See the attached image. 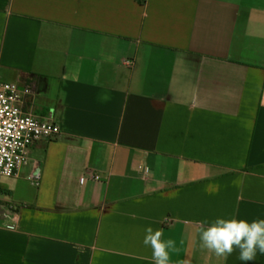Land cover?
I'll use <instances>...</instances> for the list:
<instances>
[{
	"label": "crops",
	"instance_id": "obj_1",
	"mask_svg": "<svg viewBox=\"0 0 264 264\" xmlns=\"http://www.w3.org/2000/svg\"><path fill=\"white\" fill-rule=\"evenodd\" d=\"M0 80L59 126L0 176V264H154L148 227L244 264L195 226L264 219V0H0Z\"/></svg>",
	"mask_w": 264,
	"mask_h": 264
},
{
	"label": "built area",
	"instance_id": "obj_2",
	"mask_svg": "<svg viewBox=\"0 0 264 264\" xmlns=\"http://www.w3.org/2000/svg\"><path fill=\"white\" fill-rule=\"evenodd\" d=\"M32 90L30 83L18 85L13 81L0 80V176L17 173L27 158L29 145L34 140L51 137L59 132L58 124L52 120L22 110L23 98ZM84 176L90 179L100 177L96 172H89ZM26 178L32 183H37L39 174L37 171H31L26 174ZM8 215L2 211V222L8 227H14V216Z\"/></svg>",
	"mask_w": 264,
	"mask_h": 264
},
{
	"label": "clouds",
	"instance_id": "obj_3",
	"mask_svg": "<svg viewBox=\"0 0 264 264\" xmlns=\"http://www.w3.org/2000/svg\"><path fill=\"white\" fill-rule=\"evenodd\" d=\"M200 247L218 259L227 260L234 250H239V259L249 264L257 253L264 254V219L216 218L210 223L196 224ZM163 231L146 228L143 243L152 249L154 264H170V252H179L176 241L162 240ZM183 243V241H181ZM185 264L190 262L185 261Z\"/></svg>",
	"mask_w": 264,
	"mask_h": 264
}]
</instances>
